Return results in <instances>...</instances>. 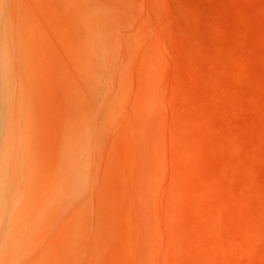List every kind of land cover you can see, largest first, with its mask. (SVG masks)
I'll list each match as a JSON object with an SVG mask.
<instances>
[{"label":"rangeland","instance_id":"rangeland-1","mask_svg":"<svg viewBox=\"0 0 264 264\" xmlns=\"http://www.w3.org/2000/svg\"><path fill=\"white\" fill-rule=\"evenodd\" d=\"M116 1V4L113 3L116 13L112 14L110 20L118 52L121 51L122 59L123 54L126 53L128 56L125 64V74L128 78L122 90V108L120 111L118 108L114 110L117 122L111 127L112 129L107 128L101 133L102 142L97 147L98 157L94 164L95 169L93 168L98 183L96 186L85 188L84 195H89V191L92 192L89 195L91 197H88L90 202L88 199L86 201V213L83 216L73 213L71 209L67 214H65L67 210L61 209V212L55 182L61 149H65L64 145L70 136L71 141L78 136L73 132L75 128L73 130L70 128L71 124L67 126L66 122V118L70 116L71 103L76 104L70 86L72 64L68 53L72 44L71 0H0V75L4 77L2 79L0 76V177L4 179L0 182H3L0 186V264H72V262L86 264L83 250L89 242L87 228L91 232L93 225L100 220L97 206L108 208L103 189L106 183L111 188L114 181L120 178L117 169L119 158L128 159L130 155H132V165L126 186L116 188L120 193L122 205L130 211V231H135L132 233H136L139 229V224L137 225L135 221V208L136 215L140 214L142 217L136 219L141 220L140 222L137 220L140 223L138 234L144 240H141V237L139 240L138 237H134L137 233L133 235L130 233L131 253L128 262L121 259L117 246L113 244L109 249L96 252L97 254L93 256L95 264H136L137 262V264H157L155 262H161V259L162 262L164 261L161 264H166L170 260L173 264H264V0ZM187 9L193 11L196 20L187 14ZM214 58L217 60L216 63ZM224 59L230 61V64ZM231 62L236 63L234 65L236 69ZM143 63L154 65L153 67L160 73L159 81L163 83L160 84L158 81V85H154L152 81L153 92L157 90L156 96H159L160 92H162L161 97L169 96L168 103L165 98L168 96H164L160 101L158 100L160 97L157 99L150 94L152 103L155 101V106L153 103L150 111L137 110L135 107L134 93L140 85L137 75L141 73ZM173 68L179 71L183 83L188 84L190 92L186 87L182 88L183 83L180 84L181 86L178 85L179 90H177L178 86L172 83L169 77ZM232 68L237 71L238 78L234 77L236 73L234 75V72L231 73ZM212 78L216 80L219 78L218 83H214ZM2 80H5L6 84ZM2 83L5 84L4 87ZM155 83L157 84V79ZM156 86L159 88L157 89ZM172 86L176 90H172ZM170 90L174 95H170ZM179 91L183 93L179 94ZM175 94L177 96L179 94L177 100L181 102L177 104L180 108L176 105L175 109L183 110L181 116L184 120L188 117L186 122L193 132L201 135L204 142H208L205 147L195 139V136L182 139L183 136H179L181 133L177 134L179 130H176L177 132L174 131L175 129L172 130L170 122L176 118L173 116L171 119L172 116L166 109L170 110L168 104L171 106L172 103L179 102L174 99L177 97ZM183 95L184 97L181 98ZM67 96L73 98H69L70 101L72 100L69 106ZM165 102L166 106L161 104ZM110 104L112 106V101ZM73 109L75 110L74 106ZM171 109H174V104ZM155 111L159 112L161 117L152 118L158 120L155 123L157 125L160 123V127L166 126V133L163 126L162 131L158 128L159 125L155 127L153 119L151 122L147 117L151 118L150 115L153 116V113L156 115ZM178 114L179 112L174 113V115ZM165 118L170 119L167 125ZM147 122L155 130L157 128L154 131L158 135L163 133L169 136L170 143L166 135L162 138L166 139V146L177 143L176 145L185 146V150L196 153L197 157L187 153V169H182L181 162L176 158L177 155L169 147L166 148L170 155L166 154L167 149H165L163 151L166 153H163L166 155H160V159L156 160L157 154H154L153 146L156 141L152 143L154 141L152 135L156 133L150 132L153 128L148 126ZM144 125L150 127V131L148 128L146 130ZM172 126L177 128V125ZM210 128L213 131L221 129L223 132L228 129L229 132L226 133L229 134L226 137H223L225 133L223 136L217 132L219 136L215 135V132L211 135L208 131ZM125 129H128L126 135L131 141L130 152L122 148L121 134ZM158 129L161 130L160 134L157 132ZM132 132H136V138ZM212 136L213 138H210ZM64 138L68 139L63 141ZM157 138L159 137L155 139ZM190 141L194 142L190 143ZM225 142H228V145ZM156 147H159V151L155 149L160 154L163 145ZM59 149L61 151L57 153ZM171 154L175 159H172ZM137 155H139L138 168L134 163L135 159L137 161ZM162 157L164 159L166 157L165 162L167 161L168 164L175 160L171 167L182 170L190 188L197 195L195 203L190 204L185 198L178 197L179 210L168 208L171 195L169 197L170 192L166 190L167 187L184 190L185 186L176 182L173 179L174 175L168 169L161 167L162 163L159 161ZM169 157L172 161L167 159ZM156 162V166L161 163L160 168L154 165ZM135 164L136 166H133ZM163 168L165 171L162 170ZM153 169L156 179L164 178L163 181L158 179L160 183H164H156L157 191L154 185L157 181L152 179ZM132 170L134 173L136 170L138 175L132 174ZM195 171L200 176L194 174ZM169 173L172 175L170 176ZM131 176L135 178L134 182ZM159 186H163L165 190ZM156 202L159 203L158 206ZM167 209L171 210V213ZM163 212L169 213L168 220L166 218L167 223ZM173 212L175 217L172 216ZM60 213H63L62 217L59 216ZM159 214L161 222L158 219ZM88 219L91 224L89 226ZM73 220L83 231L76 239V247L70 249L72 232H74ZM174 220L180 222L175 224ZM171 222H174V226ZM160 223L167 225L161 228ZM116 224L123 222L117 218ZM116 224L110 229L111 234H117ZM166 228L167 230L164 231ZM172 229L174 231L178 229L176 233H180L179 241L185 237L184 240L174 241V245L168 241L171 240ZM167 231L169 232L166 233ZM166 234H169V237ZM159 239L163 240L164 244ZM84 240H86L85 244ZM139 241H143L141 244L145 242V245H141ZM185 241L187 243H183ZM135 243L139 245L136 244L135 247ZM167 244L175 246L176 250L173 246L168 247ZM140 245L141 248L138 249ZM142 246H145L144 250ZM179 246L188 247L189 250L185 248L177 261L176 257L173 258V254L182 251V247L179 249ZM170 247L171 249H168ZM161 248L170 252L172 250V254L168 252L172 255L167 257L170 260L163 257L167 255H163ZM134 251L135 253L138 251L136 256ZM70 252H75L78 257L75 262ZM157 255L162 258L158 260ZM177 255L179 256L180 253ZM133 256L136 258L135 262Z\"/></svg>","mask_w":264,"mask_h":264},{"label":"bare ground","instance_id":"bare-ground-1","mask_svg":"<svg viewBox=\"0 0 264 264\" xmlns=\"http://www.w3.org/2000/svg\"><path fill=\"white\" fill-rule=\"evenodd\" d=\"M113 3L116 4L117 1L116 0H71V4H72V6H71V35H72V44H71L70 48L68 49L69 50L68 53L70 54L69 55L70 56V62L72 64L71 75H70V80H71L70 81V86H71V89L73 91V95H74L73 98L75 97L74 99L76 100V104L73 103L72 100L70 101V99H73V98H70L71 96L70 97L67 96L68 99L70 98L69 99L68 106H69L70 102H72L73 104L71 103V107H70L71 108V110H70L71 112L69 113L70 116H68V118H66L67 119L66 122L68 123L67 126H69L71 124V127L70 128H72L73 130L75 128V130L73 132H74V134H78V136H76L73 139V141L69 140V139H71V136L69 137V139L66 138L68 140L66 141V145H64V147L66 146L65 149L64 150L61 149L62 152H60L61 151L60 149H59V151H56L57 150V147H56V150H55L57 153L60 152V157H59V160H58V163H57L56 178H55L56 191H58V200H59L58 201V206L60 207V210L61 209L67 210V211H65V214H67L68 211H70V209L73 210V213H75V214L77 213L78 215H82L83 214V216H84V213H86V210H85L86 201H87V199L89 200V198L91 197V196L89 197V195H91L90 192H92V191H89V195L88 194H85L84 195L85 188H86V186H88V187L96 186L97 183H98L97 174H95V172H94V169H95L94 168L95 167L94 164H95V161L97 160V157H98L97 156V154H98L97 153V149H98L97 147L100 146V144L102 142V140H101V133H102V131H104L107 128L114 127V125L117 122V119H115V117H114L115 116V111L114 110L116 108H118V110L120 111L121 108H122L121 107V104H122V101H123V91L122 90L124 88V84H125L126 78H128L127 74H125V64H126V58H128V56L125 53V55L123 54V57L124 58L122 59L121 51H120V53L118 52V48H117L116 43H115V41H116L115 40V33H113V29H112V25H111V20H110L112 14H115L116 13L115 6H114V9H113ZM10 4H12V3H10ZM11 12H12V10H11ZM186 12H187V14L192 19H195V15H194L193 11L187 9ZM231 27H233V26H230V28ZM13 28H15V27H13ZM214 34H216V33H214ZM210 37L212 38L213 36H210ZM215 38H216V36H215ZM223 38H225V37H223ZM223 42H224V40H223ZM205 43H207V42H205ZM218 49H220V48H218ZM210 51H213V50H210ZM214 54H215V52H214ZM221 54H222V52H221ZM120 55H121V57L119 58ZM225 55H227V54L225 53ZM234 57H236V56H234ZM239 57H241V55ZM152 58H151V60H153ZM215 59L216 58H214V61L216 63L217 60H215ZM218 59L220 60L219 56H218ZM225 61H227V60H225ZM227 62H229L228 64H230V61H227ZM148 63H150V62H148ZM148 63H143V65H142V71H141V73H138V75H137L138 81L140 83L139 88H138V90L135 91V93L133 92L134 93V96H135V100H136V106L135 107H136L137 110L138 109H140V110L145 109V111L152 110V108H153L152 105H153V103L155 101L152 103V100L150 99L152 97H150V94H151V96H154L157 99L160 97L161 99L160 98L158 99L160 101H162V99H163L164 96H168V95H163V97H161V95H162L161 93L162 92H160V95L159 96L157 95L158 96L157 97L156 96L157 90H154V92H153V90H152V81L154 82V85H158L160 73H159V71L156 68L153 67L154 65L151 66L152 64H154V63H152V61H151V63H152L151 65L148 64ZM231 63L233 64V65L232 64L231 65L235 68L236 66H234V65L236 63L235 64L233 62H231ZM180 66H183V65H180ZM175 69H176V66H175ZM175 69L173 68V71L170 73L171 76L169 78H170V80L172 79L171 80L172 83L177 87L178 85L182 84L184 80L181 79V76H180L179 71H175ZM135 71L136 70H134V72ZM134 72H132L133 75H135ZM188 73H189V71H188ZM231 73H233V75L236 73L234 75V77L235 76L237 77V75H238L237 71L235 72V70L233 68L231 69ZM0 76L2 78V75H0ZM2 79H4V77ZM155 79H157V84L155 83ZM212 79H213L212 81L214 83L215 82L218 83L217 80L219 78L217 80L215 78H212ZM2 81H3V83L5 82V80H2ZM160 82H162V81H159V83ZM3 83H2V85H3ZM133 83H134V81H133ZM5 84H6V82H5ZM4 85H3V87H4ZM184 85L182 86V88L183 87L184 88L186 87V89L188 90V88H189V86H187L188 84H186L185 86ZM174 87L172 88V90L173 89L176 90L177 88H178L177 90L180 89L179 86L177 88L175 87L176 89ZM158 88L159 87H157V89ZM164 88H165V86H164ZM182 88H181V90H182ZM135 89H136V87H135ZM154 89H156V88H154ZM162 90H163V86H162ZM162 90H160V91H162ZM188 91L190 92L191 90H188ZM164 92L165 91L163 90V93ZM169 93L171 95L172 94V91L169 92ZM177 93H178V91H177ZM182 93L183 92L179 91V94H182ZM128 94H129V92H128ZM179 94H178V96L175 94L177 96L176 98L174 97L175 100L179 99ZM172 95H174V94H172ZM193 96H194V94H193ZM183 97H184V95L181 96V98H183ZM130 98H131V96H130ZM165 98H166V100H168L169 99V96L168 97H165ZM68 99H66V100L68 101ZM109 100L112 101V106H110L111 105L110 104L111 101H109ZM129 100L131 101V99H129ZM177 101H179V102H177V103L174 102V103H172L171 106H170V104H168L169 103V100H168V103H167L168 104V107H169L168 109H170L171 111L170 110L168 111L167 109H166V111L170 114V116H172L171 119L173 118V116H175L174 118H176V119H174V121L172 119V122H170V123H172L171 124L172 130H174V129H175L174 131H176V130L178 131L179 130V132H177V131L176 132H177V134L181 133V134H179V136H183L182 139H187V137L188 138H192V136L193 137L195 136V139L198 140V141H200L202 143V145L205 147L208 142L207 143L204 142V138H202L201 135H198L197 133H195V131L193 132L191 126L186 122L187 121L186 118H188V117H185V120H184V117L181 116L182 115L181 112L184 113L183 110L180 109L181 111H179V110H177V108L175 109L176 105L178 103H181L180 100H177ZM161 104L162 105L165 104V106H166V102L165 103H161ZM173 104H174V109H171V107H173ZM66 106H67V104H66ZM73 106H74L75 110L74 109L72 110V107ZM154 106H155V103H154ZM156 106L159 107L157 104H156ZM127 107H129L128 106V103H127ZM177 107L180 108V106H178V105H177ZM165 108H167V107H165ZM172 110H174L173 111L174 113L175 112L176 113L179 112V114L178 115H174V113L172 112ZM119 111H117V112H119ZM156 113L158 115L157 114L155 115V113H153V116H152V115H150V112H149V115L151 116V118L149 116H147L148 114L146 116L149 119H151V122H153L152 121L153 118L156 119V117H159L160 116L159 112H156ZM188 114H187V116H188ZM120 115H121V113H120ZM162 116L164 117L163 114H162ZM58 118H60V117H58ZM139 119H137V120H139ZM160 119L162 120V118H160ZM165 119H166L165 122L167 121L166 122V125H167L168 124V121L170 119L169 120H168V118H165ZM148 121H150V120H148ZM155 121L158 122V120H154V123H155ZM66 122L64 121L65 124H66ZM174 122L177 125V128L178 129L177 128H173L172 125H174V127L176 126L174 124ZM58 123L60 124V121ZM144 123H145V121H144ZM154 123H153V125H154ZM118 124H120V123H118ZM147 124H148V122H147ZM161 124H163V123L161 122ZM60 125H62V123ZM158 125L156 124L155 127H157ZM148 126H150V123L148 124ZM148 126L145 127V125H144L145 129L148 128ZM162 126L163 125H161V127ZM150 127L153 128L151 131H150V129H151ZM150 127L148 128L149 131L150 132L153 131L152 134L156 133L155 131L157 130V128L155 130V128L153 126H150ZM161 127L159 125L158 128L160 129ZM165 127L166 126L164 125L163 126L164 132L167 130V129L165 130ZM65 128H63V130ZM163 128H161L162 131H163ZM68 131H70V130H68ZM127 131H128V129H125L123 131V133L121 134V137H122V140H123V142H122V148H123V150L125 149L126 152H130V150H132L131 149V145H130V142L131 141H130L129 137H127V135H126L127 134ZM160 131L161 130H159L157 132H159V134H160ZM208 131H209V134L211 133V135H213V133L215 132L214 133L215 135L218 133L220 136H223L224 133H225V135L223 137H226L229 134V133H226V132H229L228 129H225L226 132H223L220 129L219 131H221V133L219 131H213V129H211V128ZM124 132H125V134H124ZM135 133L132 132V134L134 135V137H135ZM218 134H217V136H219ZM66 135H65L66 137L69 136L67 133H66ZM133 135H130V136H133ZM157 135H158V133H156V135H152L153 136V139H154V141L152 143H154L156 141L153 144L154 150H155L154 151V154H157V156H156L157 159L156 160H159L160 157H161L160 155L163 156V154L164 155L167 154L169 156L170 154L168 152L169 151L168 149L169 148H172L173 151L175 152V154L177 155L176 158H178V160L182 164V169H187L188 168V162H187V158L188 157L186 156L187 153H190L189 155H193L194 157H197V155H196V153L194 151H192V150H190V151L185 150V148H184L185 146L183 147V146H181V144H180V146L179 145H176L177 143L171 144V145L169 144L170 146H166V144H165L166 143V139L165 138L162 139L163 136H165L166 134L164 135L163 133H161V135H158V136ZM152 136H151V138H152ZM156 137H159V138L155 139ZM210 138H213V136L210 137ZM66 139L64 138L63 141L66 140ZM167 140H170L168 143L171 142V139H169V136H167ZM132 141H134V140H132ZM185 141H187V140H185ZM192 142H194V141H192ZM192 142L190 141V143H192ZM225 143H227V145H228V142H225ZM59 144L61 145L60 142H59ZM138 144H137V146L140 147V145H138ZM164 144H165V148H164ZM182 144H184V143H182ZM186 144H187V142H186ZM159 145L160 146L163 145V148L161 147L162 148L161 149L162 153L160 151V154L157 153L160 150V149H158L159 147L158 148L156 147V146H159ZM166 147L167 148L169 147V148L167 149ZM155 148L158 149L157 152H156L157 149H155ZM165 149H167V153L165 151H163ZM190 149H192V148H190ZM227 149H228V146H227ZM173 151H171V149H170V152L171 153ZM134 152H136V151L134 150ZM163 152H165L166 154L163 153ZM174 152H173V154H174ZM233 152H234V150H233ZM140 153H142V152H140ZM99 154H100V152H99ZM174 155L171 154V157L172 156L174 157V158L172 157V159H175V156ZM131 156L132 155H130L128 159L119 158V162L120 163H119V168H117V169L120 172V174H119L120 178L118 177L114 181V184L112 185L111 188L108 185V183L105 184L106 187H104L103 192H104V196H105V200H106L105 203H106V205H107L108 208L106 209L105 206H102V205L100 207L97 206V212L100 215V220L93 225L91 232H89L88 231L89 228H87L89 242H87V244L85 245V248L83 250V253H84V261H85L86 264H95L94 263V260H93V256L95 254H97L96 252L99 253V251L101 249H106V248L109 249L111 246H113V244H115L117 246L118 255L121 256V259H123V261L124 260H127V259H129L130 253H131V248H130L131 241L129 243V238L131 239L130 236H132L133 234H136L137 233L136 236H134V237H138V240H139V237H141V236H139L138 232L140 233V231H139L140 230V223L139 222L141 220L139 221V219H141L142 217H140V214H137L136 215L135 212H137V210L135 208L134 214H135L136 217L139 218V219L138 218L136 219V217H135V221L137 222V225L139 224V229L137 228L138 230L136 231V233H132L134 230L132 232L130 231V224H131L130 211H129L128 208L126 209V207H124L122 205V202H121V199H120V193H118V190L116 188V187H119V186L120 187H125L126 186L125 183H126V180H127V177H128L129 170H130L131 165H132ZM100 157H101V155H100ZM136 158H137V161L135 159L134 163L137 164V167L136 168H138V164H139L138 158H139V155H137ZM167 159L170 160V157L167 158ZM165 160H166V157H165V159L162 157L161 160L159 161V162L162 163V166L160 165L161 163H158V164L161 167H164L166 170L168 169L170 171V173H172L174 175L173 176V179L176 182H178L179 184H183L185 186V189L184 190H179V189L176 190V188H173L172 186H168L167 189H166V190H169V192H170L169 197L171 195V198H169V201H168V205H169L168 208L170 207L171 210L173 209V210L178 211L179 210V207H180L179 206V203H178V197L179 198L180 197L181 198H185L191 204V203H195L197 201L196 200L197 199V195L190 188V184H189L188 180L186 179V177H184L182 170L176 169L177 167L176 168L171 167V164H173V161H175V160H173V161L170 160V161H172V163L169 162L170 164L166 163L167 161L165 162ZM197 161H199V160H197ZM136 164L133 165V166H136ZM156 164H157V162L154 165L156 166ZM96 165H97V163H96ZM150 165L152 166V163H150ZM159 165H157V166H159ZM160 166H159V168H160ZM96 167H98V166H96ZM148 167H150V166H148ZM164 168L162 169L163 171H165ZM0 170H1V168H0ZM136 170H139V169H136ZM136 170H135V173L137 172ZM132 171H133L132 174H135L134 173V170H132ZM153 174L155 176V170L154 169H153L152 175ZM172 174H170V176ZM194 174H196L197 176H200L197 171H195ZM136 175H138V173H136L135 176ZM135 176L133 175V177H135ZM154 176H152V179H155L157 181V182H155L153 180L155 182L154 183L155 187L158 186V185H156V183H158V184L164 183V182H161L160 183V181H158V179L161 180L162 177L156 179V176L155 177ZM133 177L131 176L132 179H133ZM135 178L132 180L133 182H134ZM1 180L3 181L4 179L0 177V182H1ZM163 180H164V178H163ZM163 180H161V181H163ZM137 182L138 181H136V183ZM2 183H0V186L2 185ZM133 185H134V183L132 184V186ZM159 187H161V186H159ZM164 187L166 188V185ZM164 187H163V190H165ZM157 189H158V187H156V191H157ZM153 190H155V189H153ZM160 196H162V195H160ZM132 198H133V196H132ZM97 199L99 200V198H97ZM128 200H130V199H128ZM156 200L158 201V199H156ZM89 202H90V200H89ZM89 202H88V204H89ZM101 202H102V200H101ZM158 204L159 203H157L156 205L158 206ZM153 209H155V208H153ZM60 210L58 209L59 212H60ZM168 210L169 209H167V211ZM171 210H169V212ZM139 211H141V209H139ZM165 211H166V209H165ZM61 212H62V210H61ZM89 212H88V214H90ZM164 212H163V214H165ZM62 214L60 213L59 216L62 217L61 216ZM166 214H167V212H166ZM166 214L164 215L166 217L163 216L164 217V220H165V223H167L166 222V218L168 220V217H169V213L167 215ZM173 214H174V212L172 213V216H173ZM90 215H92V214H90ZM160 216L161 215L159 214V218L158 219L161 222L162 219H160ZM88 217L90 218L89 215H88ZM173 217H175V216H173ZM117 218L121 219L122 222H123V224H116ZM169 220H170V218H169ZM171 220L173 221V218H171ZM136 222H133V224L136 223ZM174 222H175V220H174ZM174 222H171L173 226H174V224H173ZM176 222H180V221H176ZM176 222H175V224H176ZM89 223H90V220L88 221V226L91 225ZM115 224H116V233L117 234L114 235V234H111L110 229L112 227H114ZM160 224H162V223H160ZM73 225H74V229H73L74 232H72L73 239L71 241L69 240L70 241V245H69L70 249H73V248L76 247V239H77L78 236L82 235V231H83L82 228H79L77 222L75 223V220H73ZM163 225H164V227H162ZM166 225L167 224H162L160 227L161 228H165ZM156 226H158V225H156ZM134 228H135V226H134ZM168 228H169V226H168ZM171 228H172V226H171ZM173 228H176V227H173ZM165 230H167V228L164 229V231ZM177 230L178 229H176L174 231L172 229V231H171L172 236H170L171 240L170 239L168 240V237H169L168 235L169 234H166L168 236L166 238V241L168 240L172 244L175 243L174 241H178V242L183 241L185 237L183 239H182V237H179L182 240H180V241L178 240V234L180 235V233L178 232V234H177L176 233ZM164 231H162V232H164ZM168 232L169 231H167L166 233H168ZM184 232L186 233L185 230H184ZM130 233L132 235H130ZM185 233H184V235H186ZM195 234H197V232ZM162 235H161V237H162ZM61 236H62V234H61ZM61 236L59 238H61ZM140 239L141 240H144L143 237H141ZM161 239H163V238H161ZM163 240H160V241H162L161 242L162 244H164L163 243ZM191 240H193V239L191 238ZM85 241L86 240H84V244H85ZM193 241H195V240H193ZM135 242H137V241L135 240ZM139 242L141 244V242H143V241H139ZM165 243H168V242H165ZM183 243H187V242L185 241ZM191 243L193 244V242H191ZM191 243H189V244H191ZM136 244L139 245V243H135V247H137ZM141 245H145V242H144V244L142 243ZM141 245H140V247H138V249L141 248ZM167 245L169 247V246H173L174 244L173 245L167 244ZM178 245H179V243H178ZM132 247H134L133 244H132ZM143 247H145V246H142V249H143ZM161 247H163V245ZM166 247L167 246L165 244L164 245V249ZM173 247L175 248V246H173ZM181 247L179 246V249ZM185 248L187 249V251L189 250L188 247H184V248L182 247V251L179 250V249H178L179 251H177V252L174 251L175 253L173 254L174 255L173 258L176 257L177 259L176 258L175 259L178 261L179 258L182 255L181 252H184V249ZM134 249L137 250V248H134ZM159 249H160V247H159ZM164 249H162L163 255L165 254L167 256H163V257H166L165 259L170 260V258L168 259L167 257H172V255H170V254H172L171 253L172 250L170 252V250L165 251L166 249L165 250ZM168 249H171V247L168 248ZM174 250H176V248ZM202 250H204V249H202ZM137 252L138 251H136V253ZM161 252H160V254H161ZM166 252H167V254H166ZM168 252H170V254ZM134 253H135V251H134ZM136 253H135V256H136ZM178 253H180L179 256L177 255ZM190 254H188V255H190ZM158 255H157V257H159ZM168 255H170V256H168ZM175 255H177V256H175ZM191 255H194V254H191ZM70 256H71V258L73 259L74 262H75L76 258L78 259V257L75 255V252H70ZM81 256H82V254H81ZM160 256H162V254ZM58 257H60V256H58ZM116 258H117V256H116ZM160 258H162V257H159L158 260ZM188 258H189V256H188ZM146 260H147V258H146ZM128 261L129 260H127V262ZM135 261H136V258H135L134 262ZM170 261H168V262L170 263ZM177 261H175V262L177 263ZM163 262H162V259H161V262L158 261V262H155V263L161 264ZM165 262H166V260H165ZM168 262L166 264H168ZM171 262L172 263H170V264H173V261H171ZM146 263H147V261H146ZM72 264H73V262H72Z\"/></svg>","mask_w":264,"mask_h":264}]
</instances>
